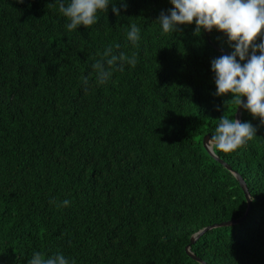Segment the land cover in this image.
I'll list each match as a JSON object with an SVG mask.
<instances>
[{
    "label": "trees",
    "instance_id": "trees-1",
    "mask_svg": "<svg viewBox=\"0 0 264 264\" xmlns=\"http://www.w3.org/2000/svg\"><path fill=\"white\" fill-rule=\"evenodd\" d=\"M59 3L0 0V264L34 252L70 264H264V126L240 109L258 131L215 152L232 171L203 144L239 110L215 95L211 61L232 51L227 37L196 36L194 23L163 34L169 0H109L96 24L68 31ZM116 44L137 64L97 84L92 65ZM245 215L191 246L203 263L188 256L194 235Z\"/></svg>",
    "mask_w": 264,
    "mask_h": 264
},
{
    "label": "clouds",
    "instance_id": "clouds-1",
    "mask_svg": "<svg viewBox=\"0 0 264 264\" xmlns=\"http://www.w3.org/2000/svg\"><path fill=\"white\" fill-rule=\"evenodd\" d=\"M23 3L24 0H17ZM172 8L167 13L161 12L157 22L163 34L179 32L182 25L195 24L193 34L200 36L203 31L213 30L227 37L230 53L222 54L211 61V70L215 74L216 96L231 95L238 108L249 112L253 119H258L264 126V0H169ZM109 0H70L67 5L60 0L59 12L69 21L65 27L73 31L81 25L90 28L98 22L97 14L107 12ZM126 10L127 4L122 3ZM112 12L120 16V8L112 5ZM140 39V28L130 25L127 40L136 45ZM115 49L120 45L107 46L99 59L92 65L96 74V83L105 84L113 72L123 71L124 65L135 67L136 54L131 57ZM87 88L89 79L81 77ZM246 97V102L242 99ZM236 114V113H235ZM218 125L207 140L208 149L224 154H232L245 147L257 137L258 128L251 122L223 115ZM70 201L64 200L67 207ZM58 207L60 205H57ZM27 264H70L63 253L45 256L34 252ZM75 264V260L71 261Z\"/></svg>",
    "mask_w": 264,
    "mask_h": 264
},
{
    "label": "water",
    "instance_id": "water-1",
    "mask_svg": "<svg viewBox=\"0 0 264 264\" xmlns=\"http://www.w3.org/2000/svg\"><path fill=\"white\" fill-rule=\"evenodd\" d=\"M206 34L209 36V32H206ZM221 51V50H220ZM222 52H225V53H229L228 51H223ZM246 97L244 98V101L246 102ZM240 109L238 110L237 114H236V119L240 120L241 121V112H240ZM211 135H206L204 137V140H203V144H204V147L206 148V150L208 151V153L210 154V156H212L214 159H216L217 161H219L221 164H223L228 170L232 171L231 170V167L228 166L223 160H220L216 155L215 153L211 152L208 147H207V140L210 138ZM235 176L237 177V179L239 180L240 184H241V187L245 193V197H246V200H247V203H248V209H247V212H246V215L250 212L251 210V204H252V200H251V197H250V194L248 192V189H247V186L245 184V182L243 181V179L235 173ZM246 215L243 217V218H240L238 220H234V221H229V222H225V223H221V224H216V225H213L211 227H208V228H205L204 230L200 231L199 233H197L196 235H194L191 239V243L190 245L187 246L186 248V252L188 254V256H190L193 260L197 261V262H200V263H203L200 259H198L191 251V246L193 244H195V242L201 237L203 236L206 232L208 231H211L213 229H217V228H223V227H232V226H236L240 223L243 222V220L245 219ZM204 264V263H203Z\"/></svg>",
    "mask_w": 264,
    "mask_h": 264
}]
</instances>
